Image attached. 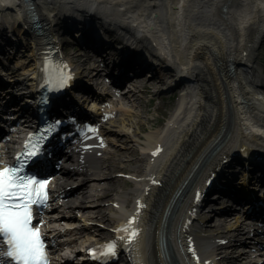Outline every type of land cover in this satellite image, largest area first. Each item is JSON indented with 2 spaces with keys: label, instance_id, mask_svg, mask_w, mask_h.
<instances>
[{
  "label": "bare ground",
  "instance_id": "bare-ground-1",
  "mask_svg": "<svg viewBox=\"0 0 264 264\" xmlns=\"http://www.w3.org/2000/svg\"><path fill=\"white\" fill-rule=\"evenodd\" d=\"M37 21L42 27H34ZM61 27H77L85 46L106 50L102 55L89 47L106 68L94 64L82 73L73 56L65 57ZM9 34L16 36L14 43ZM111 36L120 46H112ZM263 36L264 0H0V135L4 118L32 115L30 97L40 83L70 74L55 114L67 121L64 137L71 136L74 145L70 153L59 147L55 152L72 168L58 171L53 197L68 196L67 187L84 171L93 179L105 175L102 188H111L108 170L118 163L107 152L111 133L127 134L135 144L126 148L128 159L143 162L128 174L134 187L121 189L108 214L85 218L100 227L95 238L82 241V264H112L110 255L98 261L89 251L113 241L116 252L110 257L120 258L117 264H264ZM28 45L29 66L20 55ZM163 67L172 69L170 84L182 89L181 96L167 123L149 132L137 118L141 102L128 105L110 97L115 92L109 89L95 92L91 105L76 96L81 88L93 92L89 84L103 72L122 83L147 69L163 81ZM141 84L134 78L122 92L137 91ZM22 132L2 136L0 167L18 151ZM235 161L242 165L238 174L231 167ZM209 198L216 201L205 205L211 212L201 211ZM215 215L220 218L210 222ZM246 216L252 219L245 222ZM48 217V230H62L56 216ZM77 233L67 244L86 236ZM227 241L240 250L225 260ZM243 241L253 243L249 252L240 248ZM64 250L59 260L67 264L71 254ZM77 251L83 250L71 249Z\"/></svg>",
  "mask_w": 264,
  "mask_h": 264
},
{
  "label": "rangeland",
  "instance_id": "rangeland-1",
  "mask_svg": "<svg viewBox=\"0 0 264 264\" xmlns=\"http://www.w3.org/2000/svg\"><path fill=\"white\" fill-rule=\"evenodd\" d=\"M58 30L60 35V41L62 40V49L65 52V57L66 54L67 56H73L75 60L71 62L74 65H80L83 69L82 73H84L86 70L91 69L90 67L94 64H98L100 65V67L105 68V66L102 65L101 60L97 61L96 58L92 56L90 48L93 49L94 47L84 45L80 34H77V27L71 30H66V28L64 29L61 27ZM7 37H9V39L11 40L10 43H14L13 40L16 38V36L9 34ZM110 38L114 40V36H111ZM115 43H117V41L113 42L112 46H120L119 43L121 42H118V44ZM31 47V45H28L27 49L25 51L23 50V53L19 51L20 49H15L16 54L20 52V55L26 59L25 63L27 66H29V64L32 62L33 55L31 53ZM118 48L119 49L117 51H119L120 53L122 48ZM94 50L102 55L106 53V50L103 49L98 51L94 48ZM259 50L261 54L259 57V61L263 64L262 66L264 67V36L261 40ZM0 55H2V52L0 53ZM17 57L20 58L19 55H17ZM160 70L165 75V79L163 81L157 80V77H152L151 75H149V70L147 69L137 73L132 72L130 73V75L123 79V82L121 84L122 88L124 87V89L122 90L124 91L125 88L128 87L131 80H133L134 78H138L142 84L137 87V91L133 90L131 93L128 94L122 92V94L119 95H110V97L112 98H120L124 102H128V105L133 103H142L141 108H143L144 110L139 112L140 115L137 118L139 119V125L141 126L143 132H149L153 129H156L157 126H164L172 115V113L174 112L181 96L182 89H178V85H175L174 83L172 85L170 84V81H172L173 78L171 76L172 72L169 71L172 69L170 67H163L160 68ZM85 77H88L87 74H85ZM93 78L94 82L89 84L91 88H94L93 92L83 88L75 91L77 98L81 99V101L87 98L86 100L88 101L89 105L93 104V95H95V92L103 94L105 90H110L112 87V85L109 83L110 79L106 77V72H103V74L101 75H96ZM99 82H101L100 85ZM163 86L166 87L163 88ZM130 114L136 115L135 112L134 114ZM107 137L113 138V140L111 139V142L106 145L108 146L107 152L110 154V158H112L113 160H117L119 163V165L118 163H116L112 171L108 170L111 173V176L113 175L112 179L110 180L111 188L107 189L105 192L104 188H102L103 184L107 180L105 179V175H100L97 177L103 179H93L95 177H93L92 175H88L87 172L84 171L83 173L77 174L75 176V178L73 179L74 185H69L67 187V192L71 193H69L68 196H63L61 198V203H58L57 209L51 212V215L56 216V219H54L56 223L59 224L62 228L61 233H59L61 241H64L65 238L63 239V237H66V239L68 238L66 243H63V247L64 249H67L70 254H72L71 257H73V260L75 261V263L72 264H82L83 256L85 254L82 241L87 240L88 238H95L98 232L97 228L100 227V225L94 220L87 223L85 221V218L94 217L98 213L108 214L111 208L115 207L116 203H114L113 200L118 196V193L121 191V189L129 191L134 187V182L131 178L128 177V174H132L137 166L143 164L142 161H132L128 159L126 155V148H132V145L135 144L133 140L128 137L127 134L117 132L111 133ZM257 150L260 151L259 149ZM74 155L76 154L74 153ZM120 162H123L125 165H121ZM238 163L239 162L235 161L233 164H231V167L234 169V172H237L239 169H242V165H238ZM69 165H71V163L68 164V166ZM239 172H237V174ZM89 176L90 178H88ZM99 181L101 182L99 183ZM120 182L122 183L123 187L119 188ZM97 185L101 186L97 187ZM207 200L208 201H205V203L201 207V211L203 210V212L210 213L211 210L209 209V206L205 207V205L206 203L208 204V202L216 203V201H210V198ZM218 218H220V216L215 215L213 220H211L210 222H215ZM247 221H249L248 218H245V222ZM106 222L107 220H105V223ZM80 230L84 231V233L86 232V236H82V238L78 239L77 242L67 244V242H69L71 239H74L76 235H79L77 232H79ZM103 232L105 238H107L109 234H111V230L108 227L104 228ZM233 232L234 231H231L230 234H233ZM247 241H249V238L247 239ZM244 242L245 241H243V243ZM228 244V246L223 248V252L221 254V257L223 256L225 260V257L227 255L231 257L233 255H236V249H239H234L233 246L235 245H230V243ZM74 246L82 248L83 251L71 253V249ZM251 246H253V243L246 242L242 244L240 248L249 252V250L252 248ZM119 262H121V260H119Z\"/></svg>",
  "mask_w": 264,
  "mask_h": 264
},
{
  "label": "snow or ice",
  "instance_id": "snow-or-ice-1",
  "mask_svg": "<svg viewBox=\"0 0 264 264\" xmlns=\"http://www.w3.org/2000/svg\"><path fill=\"white\" fill-rule=\"evenodd\" d=\"M65 80L63 73H58V85L63 86ZM29 144L15 165L0 167V264H47L39 229L32 226V206L46 203L47 181L26 171L35 155ZM104 247L114 254L115 245Z\"/></svg>",
  "mask_w": 264,
  "mask_h": 264
}]
</instances>
